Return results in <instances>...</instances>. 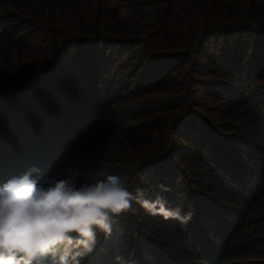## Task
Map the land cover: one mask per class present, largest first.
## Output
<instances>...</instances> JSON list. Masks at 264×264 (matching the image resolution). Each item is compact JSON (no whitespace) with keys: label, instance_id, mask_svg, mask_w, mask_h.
Here are the masks:
<instances>
[{"label":"trees","instance_id":"16d2710c","mask_svg":"<svg viewBox=\"0 0 264 264\" xmlns=\"http://www.w3.org/2000/svg\"><path fill=\"white\" fill-rule=\"evenodd\" d=\"M26 172L190 214L134 202L80 264L264 258V0H0V186Z\"/></svg>","mask_w":264,"mask_h":264},{"label":"clouds","instance_id":"9594fccd","mask_svg":"<svg viewBox=\"0 0 264 264\" xmlns=\"http://www.w3.org/2000/svg\"><path fill=\"white\" fill-rule=\"evenodd\" d=\"M134 202L164 219H190L160 196L133 193L119 175L79 184L74 177L38 181L29 172L14 177L0 186V264H80L98 234L110 236L118 216L136 211Z\"/></svg>","mask_w":264,"mask_h":264},{"label":"rangeland","instance_id":"374dc122","mask_svg":"<svg viewBox=\"0 0 264 264\" xmlns=\"http://www.w3.org/2000/svg\"><path fill=\"white\" fill-rule=\"evenodd\" d=\"M61 23L62 24L64 23L63 19H61L60 24ZM129 108L131 109L133 107L131 106ZM251 224H253V225L257 224L256 229H262V231H264V223L260 218H253L251 220ZM256 255H259V254L251 253L248 256H246L245 258L237 257L235 259L229 260L228 263H226V264H253L256 262H257V264H264V260H263V262L260 261L261 259H264V258L256 257Z\"/></svg>","mask_w":264,"mask_h":264}]
</instances>
